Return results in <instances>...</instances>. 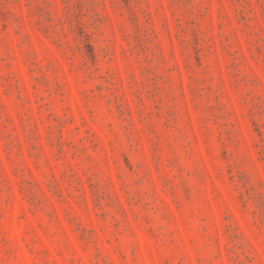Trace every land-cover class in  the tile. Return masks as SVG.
I'll use <instances>...</instances> for the list:
<instances>
[{
	"label": "rangeland",
	"instance_id": "rangeland-1",
	"mask_svg": "<svg viewBox=\"0 0 264 264\" xmlns=\"http://www.w3.org/2000/svg\"><path fill=\"white\" fill-rule=\"evenodd\" d=\"M0 264H264V0H0Z\"/></svg>",
	"mask_w": 264,
	"mask_h": 264
}]
</instances>
